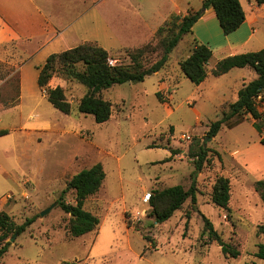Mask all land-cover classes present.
<instances>
[{
	"label": "rangeland",
	"instance_id": "374dc122",
	"mask_svg": "<svg viewBox=\"0 0 264 264\" xmlns=\"http://www.w3.org/2000/svg\"><path fill=\"white\" fill-rule=\"evenodd\" d=\"M51 1V9L61 13L63 0ZM86 1L83 7L91 5ZM144 1L100 0L97 8L103 25L125 28L124 37L135 44L142 37L130 35L124 8L133 6L135 14ZM194 41L185 35L165 67L144 81L103 91L114 106L112 118L105 123L76 108L69 115L61 112L37 81L30 82L20 100L17 67L0 63V130L9 131L0 136V212L7 211L20 224L37 216L31 227L11 241L0 264H264L256 256L264 243V202L255 189V181L264 178V127L260 133L256 120L244 115L243 121L236 117L224 124L216 137L208 136L210 125L227 110L224 104L238 98L245 79L256 73L236 68L227 76L209 73L201 85L193 83L180 62L191 54ZM110 52L114 64L130 62L124 48ZM161 54H149L147 63H154ZM213 63L207 67L209 72ZM50 85L63 86L74 105L86 92L83 85L61 77ZM191 145L195 152L202 145L207 148L196 177ZM98 162L104 165L106 179L85 207L101 223L94 231L73 237L68 229L70 214L58 201L77 172ZM220 175L231 180L229 210L212 201ZM194 181L197 204L189 198L169 220L158 223L144 197L178 184L189 189ZM65 198L76 202L73 190ZM201 212L226 242L240 250L239 257L224 254L204 233Z\"/></svg>",
	"mask_w": 264,
	"mask_h": 264
},
{
	"label": "trees",
	"instance_id": "16d2710c",
	"mask_svg": "<svg viewBox=\"0 0 264 264\" xmlns=\"http://www.w3.org/2000/svg\"><path fill=\"white\" fill-rule=\"evenodd\" d=\"M257 1L260 4L264 3V0ZM208 8H214L216 11L220 26L225 34L236 31L246 20V13L241 0H204L201 10L190 11L183 17L173 15L159 27L149 42L139 46L125 47L124 49L130 58L129 63H111V52L96 42H86L61 52L52 53L46 62L39 67L38 85L40 89L46 91L48 100L61 112L69 115L76 108L80 113L93 115L97 122L105 123L112 118L114 106L110 100L104 98L103 91L116 84L142 82L148 76L163 69L173 50L185 35L193 32L194 25L202 17L205 9ZM154 39H157L156 45L153 43ZM194 42L195 45L191 54L180 62V67L187 78L199 85L208 77L207 67L214 56V52L209 45L196 38ZM159 51H162L160 58L154 63L148 64L146 61L148 55ZM236 67H251L257 72L258 78L245 84L239 90L238 100L231 103L228 110L224 111L223 116L210 125L208 136L211 138L216 137L222 126L231 119L238 117L241 120L244 115L254 118L256 120L254 126L262 133L264 117L255 106L254 97L264 90V48L224 57L216 63L212 73L214 76L220 77ZM55 77H61L67 81H76L86 88V92L76 105L69 100L63 86L52 87L50 85ZM158 96L161 99L159 92ZM8 133V130H1L0 136ZM262 142L264 143V138H262ZM192 145L190 152L196 158V171L194 172V177H196L203 168L207 157V148L202 145L200 150L195 152ZM105 179L104 165L98 162L77 172L63 190L58 204L66 213L70 214L68 229L73 237L83 236L94 231L100 225V218L86 209L85 203L89 197L100 191ZM255 189L264 202V178L255 181ZM70 190L75 192V203H69L65 198L66 193ZM231 195L230 178L224 175L218 176L213 186V203L220 208L229 210ZM189 198L193 205L197 204L195 181L189 189L178 184L162 190H155L151 194L150 204L153 207V215L156 221L163 223L169 220ZM201 215L205 224L204 233H207L211 240L216 241L221 246L224 254L234 258L239 257L241 255L240 250L233 248L230 243L223 239L212 220L205 213L201 212ZM36 220L37 216L35 215L20 224L7 211L0 212V260L9 251L10 238L21 235ZM261 230L264 233V226H261ZM256 256L264 260V243L259 244Z\"/></svg>",
	"mask_w": 264,
	"mask_h": 264
},
{
	"label": "crops",
	"instance_id": "0c3cea01",
	"mask_svg": "<svg viewBox=\"0 0 264 264\" xmlns=\"http://www.w3.org/2000/svg\"><path fill=\"white\" fill-rule=\"evenodd\" d=\"M89 1L91 5L83 7L82 3L87 4L86 0L72 2L63 0L61 13H57L51 9V0H44V2L40 0H0V63H8L17 67L21 78L20 100L30 87L31 81L38 83L39 67L52 53L61 52L86 42H96L109 51L139 46L149 42L159 27L173 15L183 17L190 11L201 10L204 3V0H145L144 3L138 4L140 8L135 13L136 15L133 6L124 8L126 16L123 19L126 18L127 22L125 25L127 28L132 27V33L129 34H138V37H142L139 38V42L129 44V40L124 37L125 28L122 31L108 23V25H103L102 11H98L97 8L100 0ZM241 3L246 13V20L236 31L225 34L216 11L214 8H208L205 9L202 17L194 25L193 32L190 33L193 38L213 49L214 63L210 72L208 70V75L209 73L213 75L212 70L216 63L224 57L264 48V3L260 4L257 0H241ZM105 22H107L106 18ZM61 46L64 47L63 50L58 49ZM217 53L220 54L217 55ZM236 68L220 77L231 74ZM247 68L253 70L256 76L249 80L245 79L241 88L258 78L254 69L243 67V69ZM238 98L227 101L223 106L224 109L227 107L228 110L229 105ZM10 109L12 108L4 111ZM263 137L264 135L261 138Z\"/></svg>",
	"mask_w": 264,
	"mask_h": 264
},
{
	"label": "built area",
	"instance_id": "2783aa9c",
	"mask_svg": "<svg viewBox=\"0 0 264 264\" xmlns=\"http://www.w3.org/2000/svg\"><path fill=\"white\" fill-rule=\"evenodd\" d=\"M111 63H113V62L111 61ZM44 92H46V91H44ZM254 103H255V106L257 107V109L259 110V112L261 114H263V117H264V90L261 91L258 95H256L254 97ZM143 200H144V202L149 203L151 200V193L147 194Z\"/></svg>",
	"mask_w": 264,
	"mask_h": 264
},
{
	"label": "water",
	"instance_id": "95a60500",
	"mask_svg": "<svg viewBox=\"0 0 264 264\" xmlns=\"http://www.w3.org/2000/svg\"><path fill=\"white\" fill-rule=\"evenodd\" d=\"M49 210H50V209H48L47 211L42 212V215H45L47 212H49ZM16 237H17V236H14V237L11 239V241H14Z\"/></svg>",
	"mask_w": 264,
	"mask_h": 264
}]
</instances>
